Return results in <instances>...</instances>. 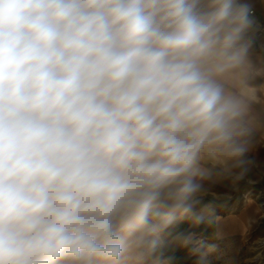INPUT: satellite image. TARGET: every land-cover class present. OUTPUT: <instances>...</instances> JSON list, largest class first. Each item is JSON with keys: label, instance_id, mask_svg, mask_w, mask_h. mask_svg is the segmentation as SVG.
I'll use <instances>...</instances> for the list:
<instances>
[{"label": "clouds", "instance_id": "clouds-1", "mask_svg": "<svg viewBox=\"0 0 264 264\" xmlns=\"http://www.w3.org/2000/svg\"><path fill=\"white\" fill-rule=\"evenodd\" d=\"M255 31L241 0H0V264H206L205 182L264 132Z\"/></svg>", "mask_w": 264, "mask_h": 264}, {"label": "crops", "instance_id": "crops-1", "mask_svg": "<svg viewBox=\"0 0 264 264\" xmlns=\"http://www.w3.org/2000/svg\"><path fill=\"white\" fill-rule=\"evenodd\" d=\"M241 2L252 7L255 20L252 61L257 67H264V0ZM249 84L258 89V102L253 108L264 116V90H261L264 89V75L256 76ZM248 156L255 161V165L245 180L234 182L214 175L205 182L203 201L213 206L216 243L226 250L219 264H259L260 261L259 256L252 252V247L264 241V216L258 205L243 199V192L264 181V132L256 135Z\"/></svg>", "mask_w": 264, "mask_h": 264}, {"label": "rangeland", "instance_id": "rangeland-1", "mask_svg": "<svg viewBox=\"0 0 264 264\" xmlns=\"http://www.w3.org/2000/svg\"><path fill=\"white\" fill-rule=\"evenodd\" d=\"M260 182L261 183H257L258 185H254L253 188H247L248 186H245L247 190L243 192V199L258 205L262 212V216H264V181L261 180ZM206 244L209 245L208 243ZM212 245H215V250L208 255L206 264H219V260L221 257L225 256L226 250L217 243ZM252 248V252L254 254L256 253L260 258L259 264L264 263V241L255 244Z\"/></svg>", "mask_w": 264, "mask_h": 264}, {"label": "trees", "instance_id": "trees-1", "mask_svg": "<svg viewBox=\"0 0 264 264\" xmlns=\"http://www.w3.org/2000/svg\"><path fill=\"white\" fill-rule=\"evenodd\" d=\"M188 226L187 222L182 223L176 228V231H184ZM201 227L204 232L205 242L209 245L215 244L217 242L215 234V216L211 224H206ZM166 254L174 257L173 264H195V257L189 256L184 249L178 247L169 248Z\"/></svg>", "mask_w": 264, "mask_h": 264}]
</instances>
